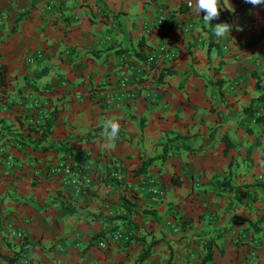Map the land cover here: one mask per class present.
<instances>
[{
  "label": "crops",
  "instance_id": "0c3cea01",
  "mask_svg": "<svg viewBox=\"0 0 264 264\" xmlns=\"http://www.w3.org/2000/svg\"><path fill=\"white\" fill-rule=\"evenodd\" d=\"M202 16L188 0H0V264H203L209 241L207 264H264V5ZM51 117L48 141L88 162L11 137L40 140Z\"/></svg>",
  "mask_w": 264,
  "mask_h": 264
},
{
  "label": "trees",
  "instance_id": "16d2710c",
  "mask_svg": "<svg viewBox=\"0 0 264 264\" xmlns=\"http://www.w3.org/2000/svg\"><path fill=\"white\" fill-rule=\"evenodd\" d=\"M172 73L167 72L164 74V76H168ZM7 84V69L4 66H0V86L4 87ZM257 88L262 91L261 95L255 99V102H264V86L262 85H257ZM54 115V114H51ZM54 118H48L47 122H45V124L40 125L39 126V131L37 132H41L42 136L40 140H32L30 136H25L23 134H12L11 137L20 144L26 145V146H33L34 148H38L39 145L43 144L44 142L46 143V145L44 147L41 148L42 152H55V153H60L63 154L65 156H69L71 157V159L77 163V164H85L86 162H88L90 160V155L88 153L85 152H72L70 147H69V143L68 142H49V136L51 134L52 131V123H53ZM257 123H261L264 125V117H259L257 118ZM225 144H226V153L235 147V145L233 144V142L229 141L228 138L224 139ZM153 160L149 161V162H144L142 165V168L139 171V174H145L147 172V168L149 167V164L152 162ZM226 186H229L230 188H233V186L228 183ZM126 207L131 210V205H126ZM158 244V242H154L152 243L150 246L145 247L141 257H140V261H145L147 258H149L152 254V248H154V246ZM216 244L213 241H209L206 245V250H207V255L205 257V260L203 262V264H207L209 262L212 261L213 257H214V246ZM21 259V254H17L15 256H13L10 259V263L11 264H15L17 262H19V260Z\"/></svg>",
  "mask_w": 264,
  "mask_h": 264
},
{
  "label": "clouds",
  "instance_id": "9594fccd",
  "mask_svg": "<svg viewBox=\"0 0 264 264\" xmlns=\"http://www.w3.org/2000/svg\"><path fill=\"white\" fill-rule=\"evenodd\" d=\"M245 3L255 7H260L264 5V0H244ZM188 7L192 10L193 14L200 17L203 14L202 18L205 22H211L219 18L220 15V0H188ZM231 26L225 23L215 24L214 25V34L219 39L228 35L230 32ZM103 143L101 148L103 150H111L115 147V142L119 137L120 124L119 122L108 119L103 124ZM261 164L264 165V161H261Z\"/></svg>",
  "mask_w": 264,
  "mask_h": 264
},
{
  "label": "built area",
  "instance_id": "2783aa9c",
  "mask_svg": "<svg viewBox=\"0 0 264 264\" xmlns=\"http://www.w3.org/2000/svg\"><path fill=\"white\" fill-rule=\"evenodd\" d=\"M1 21H0V27H1ZM152 60H149V62H151ZM127 84H128V80L124 79L121 84H120V89H121V93H120V99L123 100H131L132 99V95L130 93H128L127 91ZM53 173H60L62 175H64L67 178V182L68 184H70L71 186L75 187L76 189L79 188V175L77 174L78 171H76L73 167L71 166H64V165H60L57 166L53 169ZM122 176V171L121 170H113L110 171L109 173V179H116L118 177ZM146 189L149 193H152L156 196L161 195V191L154 185L153 182L148 181L145 184Z\"/></svg>",
  "mask_w": 264,
  "mask_h": 264
}]
</instances>
